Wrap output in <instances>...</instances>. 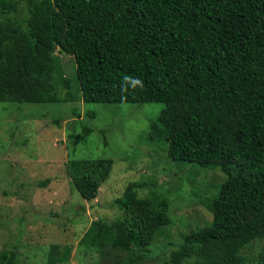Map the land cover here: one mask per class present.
Instances as JSON below:
<instances>
[{
	"label": "trees",
	"instance_id": "obj_1",
	"mask_svg": "<svg viewBox=\"0 0 264 264\" xmlns=\"http://www.w3.org/2000/svg\"><path fill=\"white\" fill-rule=\"evenodd\" d=\"M21 1L29 12L25 24L8 17L19 0H0V104L61 105L76 101L77 94L86 103L211 102L209 110L177 121L181 162L208 154L209 139L222 126L220 113L239 107L223 165L227 180L214 196L202 198L213 220L182 235L161 264H264V252L254 259L241 253L264 239V0ZM57 52L74 58L75 79L65 76ZM124 75L145 85L129 89L126 100ZM160 126L152 129L160 133ZM112 167L111 159L71 160L67 171L91 201ZM146 185L129 184L117 200L124 216L96 222L82 243L101 258L114 250L134 254L124 264L142 260L139 253L172 223L168 191L138 196ZM56 252L50 254L54 264ZM15 258L14 250L2 252L0 263L16 264Z\"/></svg>",
	"mask_w": 264,
	"mask_h": 264
},
{
	"label": "rangeland",
	"instance_id": "obj_2",
	"mask_svg": "<svg viewBox=\"0 0 264 264\" xmlns=\"http://www.w3.org/2000/svg\"><path fill=\"white\" fill-rule=\"evenodd\" d=\"M19 2L18 11L8 17L25 24L27 4ZM57 54L65 76L75 79L74 58ZM77 96L61 105L0 104V255L14 250L16 264H54L50 254L57 249L55 264H124L134 254L112 250L101 258L95 247L82 242L96 222L121 219L124 212L117 200L129 184L145 181L138 196L152 197L166 189L172 223L139 253L145 257L136 264L165 262L182 235L213 220L202 198L214 196L227 180L223 165L239 107L234 104L220 113L222 126L210 137L208 154L181 162L177 121L209 110L211 102L108 104L86 103ZM154 123L161 125L160 133L152 129ZM86 128L91 130L88 136ZM83 159L113 161L109 179L91 201L82 198L67 171L69 161ZM47 179V188L34 185ZM245 249L242 254L256 258L264 252V239Z\"/></svg>",
	"mask_w": 264,
	"mask_h": 264
},
{
	"label": "clouds",
	"instance_id": "obj_3",
	"mask_svg": "<svg viewBox=\"0 0 264 264\" xmlns=\"http://www.w3.org/2000/svg\"><path fill=\"white\" fill-rule=\"evenodd\" d=\"M121 92H122V99H127V97L125 95H123L124 93H128L129 89L131 90H136V89H143L144 88V82L134 76L131 75H124L121 78Z\"/></svg>",
	"mask_w": 264,
	"mask_h": 264
}]
</instances>
